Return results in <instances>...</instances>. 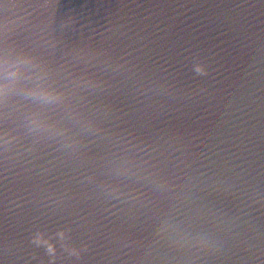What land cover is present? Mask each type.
<instances>
[{
    "label": "water",
    "instance_id": "95a60500",
    "mask_svg": "<svg viewBox=\"0 0 264 264\" xmlns=\"http://www.w3.org/2000/svg\"><path fill=\"white\" fill-rule=\"evenodd\" d=\"M0 264H264V0H0Z\"/></svg>",
    "mask_w": 264,
    "mask_h": 264
}]
</instances>
